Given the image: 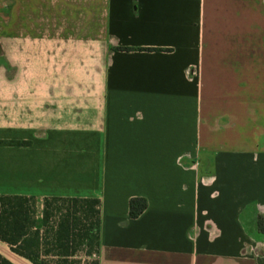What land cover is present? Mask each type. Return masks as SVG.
Returning <instances> with one entry per match:
<instances>
[{
  "label": "crops",
  "instance_id": "obj_1",
  "mask_svg": "<svg viewBox=\"0 0 264 264\" xmlns=\"http://www.w3.org/2000/svg\"><path fill=\"white\" fill-rule=\"evenodd\" d=\"M5 1L0 194L99 198V264H264V0Z\"/></svg>",
  "mask_w": 264,
  "mask_h": 264
},
{
  "label": "trees",
  "instance_id": "obj_2",
  "mask_svg": "<svg viewBox=\"0 0 264 264\" xmlns=\"http://www.w3.org/2000/svg\"><path fill=\"white\" fill-rule=\"evenodd\" d=\"M147 207L146 197H132L129 217L138 218ZM101 223V200L96 197L45 196L40 205L34 196L0 194V240L34 264H99V258H89L99 255ZM258 228L264 232L263 216ZM0 264L14 263L0 255Z\"/></svg>",
  "mask_w": 264,
  "mask_h": 264
},
{
  "label": "rangeland",
  "instance_id": "obj_3",
  "mask_svg": "<svg viewBox=\"0 0 264 264\" xmlns=\"http://www.w3.org/2000/svg\"><path fill=\"white\" fill-rule=\"evenodd\" d=\"M5 0H0V65H2V41L1 38L4 33V16H5ZM98 258V255H93L89 258V261ZM82 260H87V257L82 256Z\"/></svg>",
  "mask_w": 264,
  "mask_h": 264
}]
</instances>
